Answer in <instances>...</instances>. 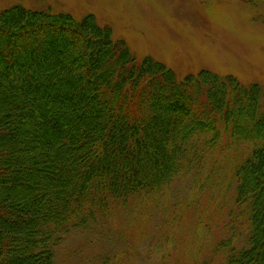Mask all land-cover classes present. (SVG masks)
I'll return each instance as SVG.
<instances>
[{"label":"trees","instance_id":"16d2710c","mask_svg":"<svg viewBox=\"0 0 264 264\" xmlns=\"http://www.w3.org/2000/svg\"><path fill=\"white\" fill-rule=\"evenodd\" d=\"M218 168L216 250L264 264L262 85L179 79L93 14L0 10V264H55L72 230Z\"/></svg>","mask_w":264,"mask_h":264},{"label":"rangeland","instance_id":"374dc122","mask_svg":"<svg viewBox=\"0 0 264 264\" xmlns=\"http://www.w3.org/2000/svg\"><path fill=\"white\" fill-rule=\"evenodd\" d=\"M14 5L93 14L137 57L165 63L179 79L207 69L264 87V0H0V10ZM198 180L181 177L72 230L55 264H224L216 250L228 237L217 205L222 170Z\"/></svg>","mask_w":264,"mask_h":264}]
</instances>
